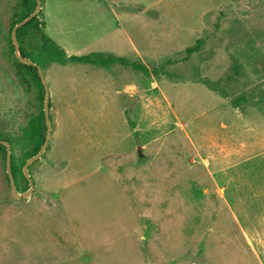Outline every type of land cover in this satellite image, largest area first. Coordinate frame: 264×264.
Here are the masks:
<instances>
[{
	"label": "rangeland",
	"instance_id": "374dc122",
	"mask_svg": "<svg viewBox=\"0 0 264 264\" xmlns=\"http://www.w3.org/2000/svg\"><path fill=\"white\" fill-rule=\"evenodd\" d=\"M17 1L0 0V133L15 161L35 110L6 58ZM114 1H41L44 31L67 54L148 72L44 71L52 130L31 196L13 197L0 159V264H264V112L232 127L224 114L257 95L264 110V0ZM113 9L140 29L101 30Z\"/></svg>",
	"mask_w": 264,
	"mask_h": 264
},
{
	"label": "trees",
	"instance_id": "16d2710c",
	"mask_svg": "<svg viewBox=\"0 0 264 264\" xmlns=\"http://www.w3.org/2000/svg\"><path fill=\"white\" fill-rule=\"evenodd\" d=\"M35 6L36 0H18L17 3L10 9V31L8 37V54L6 56L18 78L21 87L27 93L30 103L35 107L33 115L29 119V122L24 129L23 139L26 143V148L23 150L22 155L17 161H15L14 154L11 149V171L16 186L19 188V182L22 180V187L25 190L29 188V183L23 175V165L29 157L34 156L40 150L45 141L47 131L45 115L43 111L45 90L38 73V66L41 67L44 72L49 66L53 64L67 65L75 63L106 67L114 63H119L121 65L130 66L146 73L148 72L147 67L141 63H132L123 57L111 55L106 56L100 52H92L86 55H68L60 45H58L45 33L43 28L44 24L40 19L42 10H40L39 13L29 22L16 30L20 55L24 58L30 59L35 64V66L20 62V60L15 55L14 45L11 39V31L17 23L24 20L33 12ZM201 44L202 40H197L194 46L186 48L187 53L191 54L198 51ZM49 106L51 107V103H49ZM2 140L8 141L11 145V140L4 137L0 133V141ZM0 159L2 160L6 182L9 184L5 168L6 148L2 144H0ZM39 161L40 160H37L32 163L29 168L38 164Z\"/></svg>",
	"mask_w": 264,
	"mask_h": 264
},
{
	"label": "water",
	"instance_id": "95a60500",
	"mask_svg": "<svg viewBox=\"0 0 264 264\" xmlns=\"http://www.w3.org/2000/svg\"><path fill=\"white\" fill-rule=\"evenodd\" d=\"M40 9H41V0H36V6H35V9L33 10V12L28 17H26L24 20L17 23L11 31V39H12V43L14 45L15 55L20 60V62H22L24 64H28V65H34V66H35V64L30 59L24 58L20 55L19 43H18L17 36H16V30L19 27L26 24L27 22H29L33 17H35L39 13ZM37 69H38V73H39V76L41 78L42 84L44 86V90H45L43 111H44V115H45L47 131H46L45 141H44L43 145L41 146L40 150L34 156L29 157L26 160L25 164L23 165V168H22L23 175L29 183V189L26 192L20 193L18 191V188L16 186V183H15L12 171H11L12 152H11L10 143L6 140L0 141V144L4 145L6 148V160H5L6 174L8 177L9 186H10L12 195L16 199L29 197L33 193L35 185H34V182L32 180V177L30 176V173H29V166L32 163H34L35 161L41 159V157H42L43 153L45 152L46 147L48 145L50 135H51V130H52V120L50 118V106H49L50 90H49V86H48V83H47V80L45 78L43 70L39 66L37 67Z\"/></svg>",
	"mask_w": 264,
	"mask_h": 264
},
{
	"label": "crops",
	"instance_id": "0c3cea01",
	"mask_svg": "<svg viewBox=\"0 0 264 264\" xmlns=\"http://www.w3.org/2000/svg\"><path fill=\"white\" fill-rule=\"evenodd\" d=\"M154 3V2H153ZM114 4H115V6H116V0L114 1ZM132 4H134V2H123V3H119V7H121L122 8V11L123 12H125L126 14H129L130 12H128L127 10H125L123 7H125V6H130V5H132ZM150 5H152V4H150ZM149 5V6H150ZM99 6H97V4H96V7H94L93 8V13H94V15H95V19H97L98 21H103V12L98 8ZM112 14H113V16H114V23L111 25V23H110V25L111 26H105V27H102L101 28V30H107V31H110V32H116V30H118L119 28H116V22L119 24V25H122L123 26V29L125 28V25L126 24H128V23H130L131 22V20H132V16L130 17H126L127 15L126 14H124L125 15V17L123 16V18H120V17H118V13H117V11H116V9H113L112 10ZM132 23V25H133V27L132 28H135V29H140V26H136L135 25V23L134 22H131ZM121 27V26H120ZM141 28H143V29H145V27L144 26H142ZM135 29H132V30H135ZM101 38H103V35H101V36H98L96 39H95V41H96V44L98 43L97 41L98 40H101ZM128 40L129 41H131L129 38H128ZM97 52H99V51H97ZM68 55H70V54H68ZM256 85H257V83H256ZM254 97H255V93H254ZM262 107V104H260L259 103V100H258V95H257V97L256 98H252L250 101H248V102H243L242 103V105L240 106V108L238 107V108H236V110H231V109H226L225 108V112H224V114L226 113L228 116H230L229 118H228V124H231L230 126L232 127L233 126V119H238V118H244V119H247V117H249L250 118V116H249V114L250 113H252V117H254V116H257L256 114H259V113H263L264 112V110L261 108ZM215 110V111H214ZM213 112H216L217 114H219V115H222V114H220V106H215V109H213ZM234 113V114H233ZM231 114H232V118H231ZM235 114L237 115V116H235ZM235 117H234V116ZM251 115V114H250ZM221 118H222V120H223V116H221ZM213 119V118H212ZM211 124H212V120H211V122H210ZM228 124H227V122L225 121V123L222 121L220 124H219V128H220V126H223V128L224 129H228ZM252 125V124H251ZM212 126L213 125H210V128L212 129ZM212 131V130H211ZM212 133H213V131H212ZM232 133V130L230 131V133L229 134H231ZM210 134H211V132H210ZM226 134H227V132H226ZM232 135V134H231ZM210 138H218V137H216V136H214V135H212ZM231 138V137H230Z\"/></svg>",
	"mask_w": 264,
	"mask_h": 264
}]
</instances>
